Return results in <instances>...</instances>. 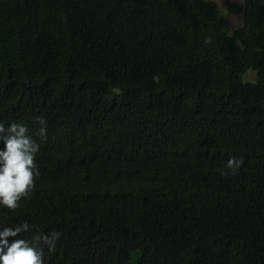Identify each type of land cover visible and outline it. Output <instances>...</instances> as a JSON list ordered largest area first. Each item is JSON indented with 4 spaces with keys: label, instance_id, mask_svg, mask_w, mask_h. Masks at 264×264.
Instances as JSON below:
<instances>
[{
    "label": "trees",
    "instance_id": "trees-1",
    "mask_svg": "<svg viewBox=\"0 0 264 264\" xmlns=\"http://www.w3.org/2000/svg\"><path fill=\"white\" fill-rule=\"evenodd\" d=\"M223 5L0 0V121L40 144L0 220L60 232L45 264H264V0Z\"/></svg>",
    "mask_w": 264,
    "mask_h": 264
},
{
    "label": "clouds",
    "instance_id": "clouds-1",
    "mask_svg": "<svg viewBox=\"0 0 264 264\" xmlns=\"http://www.w3.org/2000/svg\"><path fill=\"white\" fill-rule=\"evenodd\" d=\"M36 121L37 135L45 138L46 118L39 116ZM39 151L40 144L30 134L27 124L13 121L6 125L0 121V210L14 212L21 207L22 200L31 198L40 175L36 163ZM243 163L242 156H232L226 161V168L235 175ZM32 227L27 220L15 225H5L0 220V264H45V247L54 252L61 233L41 232L26 238L24 234Z\"/></svg>",
    "mask_w": 264,
    "mask_h": 264
},
{
    "label": "rangeland",
    "instance_id": "rangeland-1",
    "mask_svg": "<svg viewBox=\"0 0 264 264\" xmlns=\"http://www.w3.org/2000/svg\"><path fill=\"white\" fill-rule=\"evenodd\" d=\"M211 1L215 2L217 6H219L221 11L225 14L228 21L227 30L229 33L232 34L236 29L240 28L243 25L244 19L241 15L229 14L226 11V8L223 5L224 0H211ZM246 79L253 81L255 79V73L253 71H249L246 75Z\"/></svg>",
    "mask_w": 264,
    "mask_h": 264
}]
</instances>
